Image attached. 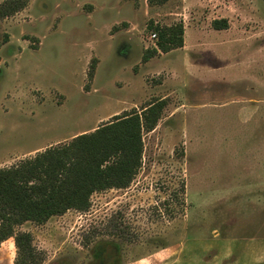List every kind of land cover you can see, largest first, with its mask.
I'll list each match as a JSON object with an SVG mask.
<instances>
[{"label": "rangeland", "instance_id": "obj_1", "mask_svg": "<svg viewBox=\"0 0 264 264\" xmlns=\"http://www.w3.org/2000/svg\"><path fill=\"white\" fill-rule=\"evenodd\" d=\"M27 1L0 18V169L166 102L129 187L19 228L36 264H264V0Z\"/></svg>", "mask_w": 264, "mask_h": 264}, {"label": "trees", "instance_id": "obj_2", "mask_svg": "<svg viewBox=\"0 0 264 264\" xmlns=\"http://www.w3.org/2000/svg\"><path fill=\"white\" fill-rule=\"evenodd\" d=\"M27 0H6L0 18L14 16ZM215 30L228 28L215 20ZM157 49L148 59L184 47V25L154 27ZM166 107L164 100L117 116L94 132L70 143L38 153L32 158L0 169V245L13 238L18 251L15 264H36L39 254L30 233L19 228L27 223L45 224L69 210L87 212L95 193L129 187L142 165L144 132H152Z\"/></svg>", "mask_w": 264, "mask_h": 264}, {"label": "crops", "instance_id": "obj_3", "mask_svg": "<svg viewBox=\"0 0 264 264\" xmlns=\"http://www.w3.org/2000/svg\"><path fill=\"white\" fill-rule=\"evenodd\" d=\"M227 23H228V28L227 29H224V31L225 32H228L229 31V26H230V24H231V22H229L228 20H227ZM183 24V23H182ZM176 25V24H175ZM184 25V24H183ZM219 31H223V30H219ZM187 32V30L185 31V26H184V47L183 48H179V49H176V50H173V51H171V52H169V53H162L163 54V56H167V55H169V54H172L173 52H175V51H178V52H181V51H183V49H185L186 48V41H185V33ZM157 48V47H156ZM155 48V49H156ZM161 52H159V54H160ZM159 54H157V55H159ZM156 55V56H157Z\"/></svg>", "mask_w": 264, "mask_h": 264}, {"label": "flooded vegetation", "instance_id": "obj_4", "mask_svg": "<svg viewBox=\"0 0 264 264\" xmlns=\"http://www.w3.org/2000/svg\"><path fill=\"white\" fill-rule=\"evenodd\" d=\"M110 255V257L108 256V255H106L107 256V258H106V262H105V264L106 263H109V264H114L115 263V260L117 259L116 257H115V255L114 254H109Z\"/></svg>", "mask_w": 264, "mask_h": 264}, {"label": "built area", "instance_id": "obj_5", "mask_svg": "<svg viewBox=\"0 0 264 264\" xmlns=\"http://www.w3.org/2000/svg\"><path fill=\"white\" fill-rule=\"evenodd\" d=\"M151 39L152 40H158V33L157 32H153L152 35H151Z\"/></svg>", "mask_w": 264, "mask_h": 264}]
</instances>
